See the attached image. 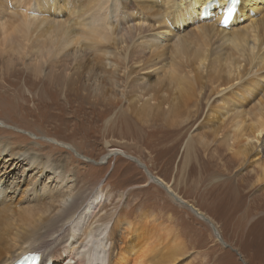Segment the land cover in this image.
Masks as SVG:
<instances>
[{"label":"bare ground","instance_id":"obj_1","mask_svg":"<svg viewBox=\"0 0 264 264\" xmlns=\"http://www.w3.org/2000/svg\"><path fill=\"white\" fill-rule=\"evenodd\" d=\"M0 1L1 76L21 68L35 77L57 80L67 86L65 80L69 82L72 78H62L66 72L64 64L73 62L75 69L81 72L85 66L81 64L84 53L92 50L95 55L98 51V56L86 60L88 63L96 60L100 69L89 71L88 83L80 88L95 100H85L93 104L103 97L106 93L103 87L108 84L110 89L112 86L111 103L118 105L124 100L137 120L140 116L145 122L159 117L169 126L183 122L178 116L200 92L197 87L201 78L216 93L222 90L218 91L215 85L225 84L223 89H229L230 93L222 96V104L217 101L219 104L208 106L204 124L209 129L204 132L219 136V145L224 144L232 156L255 166L253 184H264V158L260 160L259 156V152L264 154V138L260 141L262 144H255L264 131V90L259 83L264 78L259 71L264 68V0H240L227 27L219 24L227 0ZM7 1L11 5L10 13L2 4H8ZM205 8L217 14L203 16L201 10ZM248 10L258 13L257 17H250ZM133 16L139 20L150 18L160 24L162 38L152 37L134 44L131 38L133 32L141 28L140 23L135 22L126 29L120 26L129 24ZM237 16L249 21L248 27L243 25L246 23L234 27L233 23H238ZM170 25L176 30H170ZM185 26L190 28L179 32ZM213 39L220 43L213 45ZM116 42L127 43L128 50L123 55L114 51L116 57L107 61ZM3 54L7 55L5 59ZM163 56L169 57L170 63L164 68L162 65L154 68V71L160 70L156 72L157 82L135 81L134 75L153 67L151 60H160ZM239 60L249 67L239 70V66H234ZM135 63H138L137 70H133ZM55 68L60 77L52 75ZM231 71L236 74L232 75ZM164 79L168 80L167 84L163 83ZM236 79L239 82L233 85ZM256 92L259 93L251 99ZM144 93H150L151 101ZM161 109L162 117L158 115ZM202 139L201 143L203 136ZM106 158L103 156L100 160L104 162ZM0 159L14 162L13 169L24 167L39 172L34 179L28 176L16 183L11 178L8 181V176H0V264H11L22 254L28 259L40 254L42 263L48 260L46 264H179L182 240L175 225L170 223L172 216L164 223L152 212L141 211L140 217L127 219L113 212L119 201L114 202L111 194L101 189L85 197V204L69 216L81 192L74 190L76 185L67 187V155L45 158L23 144L12 146L8 140L0 138ZM154 182L159 186L163 184L173 200L184 201L163 180ZM187 205L197 217L206 218L197 207ZM208 223L219 235L216 224ZM105 227L109 228L108 233ZM219 237L221 239V235Z\"/></svg>","mask_w":264,"mask_h":264},{"label":"rangeland","instance_id":"obj_2","mask_svg":"<svg viewBox=\"0 0 264 264\" xmlns=\"http://www.w3.org/2000/svg\"><path fill=\"white\" fill-rule=\"evenodd\" d=\"M9 2L2 3L7 13L11 12L9 7L12 1ZM77 2L80 3L81 0ZM248 15L257 17L258 13L248 10ZM136 18L133 16V20L128 19L132 22L129 21L125 26L120 24L126 29L128 25L132 27L135 22L140 23L138 26L141 28L136 29L131 38L134 44L143 39L151 40L152 37L162 38L159 33L162 32L160 24L150 18ZM236 19L238 23L234 22V27H241L243 23L248 27L249 21H245V18L237 16ZM170 28L176 30L175 26L170 25ZM189 28L190 26H185L179 32H185ZM217 42L220 43V40L213 39V45ZM111 49L107 61L116 57L114 51L123 55L128 47L127 43L116 42ZM92 53V50L84 53L81 64L85 66L81 72L75 69L73 62L67 61L68 64H64L66 72L62 78H72L69 81L71 83L65 80L67 86L59 84L57 80L50 82L43 77H35L21 68L7 75L5 73L4 76L0 73V138L8 140L12 146L23 144L45 158L53 159L56 154L57 157L60 154L67 155V187L76 185L74 190L79 189L81 192L70 209L69 216H73L85 204V197H89L94 190L101 189L109 192L114 202L119 201L113 212L127 216V219L140 217L141 211L152 212L164 223L169 222V216H172L170 223L175 225L182 240V253L177 260L179 264H184V261L185 264H264V184H253L255 166L242 163L232 156L224 144L219 145V136L213 137L204 132L209 129L204 124L208 106L223 103L222 96L227 97V93H230L227 92L229 89H223L226 85H215L218 91L222 90V94H217L201 78L197 87L200 92L190 99L186 109L178 116L179 119L183 118V122L169 126L159 117L145 122L142 121L143 116H140V120L133 116L124 100L118 105L109 101L112 98V86L110 89L108 84L103 87L106 93L93 104L85 100L95 99L91 95L87 96L80 88L88 83L86 76L89 71L97 72L100 69L96 60H91V63L86 60L99 55L98 51L95 55ZM6 57L3 54V58ZM151 62L153 67L150 64L151 67L134 75L136 82H157L159 75L156 72L160 70L158 68L154 71V68L160 65L162 68L167 67L170 58L163 56L160 60ZM87 64L89 65L86 66ZM234 64L239 66V70L249 67L243 60ZM11 66L9 64L8 68ZM132 66L133 70H137L138 63ZM106 68L109 69V65ZM207 68L204 67V70ZM55 69L52 75L60 77L57 68ZM259 71L264 74V68ZM231 74L236 73L231 71ZM167 82L164 79L163 83ZM238 82L236 79L232 84L236 85ZM259 83L260 89L264 90V78ZM117 89L116 87L114 90ZM258 93H254L251 99ZM149 94L144 93L143 96L151 101ZM162 114L161 109L158 115L162 117ZM202 136L204 142L201 143ZM263 138L264 131L255 141L256 146L263 143H260ZM109 151L115 154L107 157ZM103 156L104 159L107 157L104 162L100 160ZM126 156L142 163L184 201L179 203L176 199L173 200L162 186L150 181L145 171ZM259 156L260 160L264 158L262 152H259ZM61 159L64 164L62 157ZM13 163L11 160L0 159V176H8V181L11 178L14 183L28 176L33 179L39 176V172L37 174L24 167L13 169ZM22 169H25L23 173ZM187 204L197 207L208 221L216 224L223 243L215 237L208 221L192 213ZM108 231L109 228L105 230L106 233Z\"/></svg>","mask_w":264,"mask_h":264},{"label":"snow or ice","instance_id":"obj_3","mask_svg":"<svg viewBox=\"0 0 264 264\" xmlns=\"http://www.w3.org/2000/svg\"><path fill=\"white\" fill-rule=\"evenodd\" d=\"M240 0H228V4L226 7L222 10L223 11V22L227 23L229 19L232 18L233 14L237 10V5L239 4ZM33 261H38L39 257L37 256H31L30 257Z\"/></svg>","mask_w":264,"mask_h":264},{"label":"water","instance_id":"obj_4","mask_svg":"<svg viewBox=\"0 0 264 264\" xmlns=\"http://www.w3.org/2000/svg\"><path fill=\"white\" fill-rule=\"evenodd\" d=\"M117 153V152H116ZM112 155V151H109L108 153H107V157H109V156H111ZM127 158H129V159H132L133 161H135L136 163H137V165L138 166H140L144 171H145V174L148 176V179L150 180V181H157L159 178L158 177H156V176H154V175H152L147 169H146V167L142 164V163H140L139 161H137L135 158H133V157H131V156H126ZM164 185L162 184V187H163ZM164 188V187H163ZM167 193H169V191L167 192ZM204 219H206V218H204ZM205 221H208V219H206ZM212 231H213V233L215 232L214 230H213V228H212ZM214 235H215V237L221 242V243H223V241L220 239V237H219V235H216L215 233H214Z\"/></svg>","mask_w":264,"mask_h":264}]
</instances>
